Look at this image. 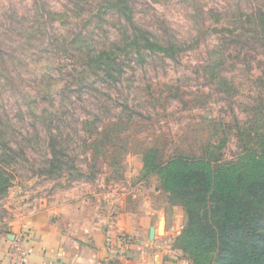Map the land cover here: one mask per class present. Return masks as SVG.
<instances>
[{
    "label": "rangeland",
    "instance_id": "obj_1",
    "mask_svg": "<svg viewBox=\"0 0 264 264\" xmlns=\"http://www.w3.org/2000/svg\"><path fill=\"white\" fill-rule=\"evenodd\" d=\"M258 9L264 0H0V230L73 199L88 209L98 196L160 190L155 166L179 153L220 166L261 151ZM129 16L162 50L123 48ZM78 32L95 49H125L113 48L110 77L76 66ZM108 123H123L119 134ZM102 129L111 143L90 147Z\"/></svg>",
    "mask_w": 264,
    "mask_h": 264
},
{
    "label": "trees",
    "instance_id": "obj_2",
    "mask_svg": "<svg viewBox=\"0 0 264 264\" xmlns=\"http://www.w3.org/2000/svg\"><path fill=\"white\" fill-rule=\"evenodd\" d=\"M125 6L112 1L108 7L121 10ZM249 19L264 38V11L258 9ZM125 23V41L121 45L127 47L128 53L132 48L137 49L136 52L161 49L152 39L131 31L132 28L135 32L139 30L131 16ZM82 33L73 35V39H79L77 54L80 57H77L76 66L95 71L96 76L102 73L110 77L115 65L119 64L113 50L120 48L116 45L119 41L108 40L110 46L105 44V48L95 49L89 45L91 39L85 37L90 32ZM54 39L51 38L52 46L49 47L58 43ZM57 39L67 44V40ZM123 48L119 50L124 51ZM72 72L75 74L76 71L73 69ZM76 74L74 81L85 77L82 72ZM107 126L117 127L116 134H119L123 123H108ZM101 131L88 143L90 147L111 143L108 130ZM262 148L258 151L249 145L236 162H223L220 166H215L206 153H179L155 166L156 173L161 175L160 191L167 202L187 216V226L178 236L177 246L190 264H264V146ZM8 184L9 179L0 176L1 192L6 191Z\"/></svg>",
    "mask_w": 264,
    "mask_h": 264
},
{
    "label": "crops",
    "instance_id": "obj_3",
    "mask_svg": "<svg viewBox=\"0 0 264 264\" xmlns=\"http://www.w3.org/2000/svg\"><path fill=\"white\" fill-rule=\"evenodd\" d=\"M141 194L98 196V204L88 209L73 199L15 220L0 230V264H8L19 235L20 264H190L177 246L187 226L185 212L172 207L159 189ZM120 235L127 238L123 247Z\"/></svg>",
    "mask_w": 264,
    "mask_h": 264
},
{
    "label": "built area",
    "instance_id": "obj_4",
    "mask_svg": "<svg viewBox=\"0 0 264 264\" xmlns=\"http://www.w3.org/2000/svg\"><path fill=\"white\" fill-rule=\"evenodd\" d=\"M22 236L19 235L11 243V247L8 253V264H20L22 256L24 255L23 247H22ZM119 241L121 243V247L126 244L125 236L120 235Z\"/></svg>",
    "mask_w": 264,
    "mask_h": 264
}]
</instances>
